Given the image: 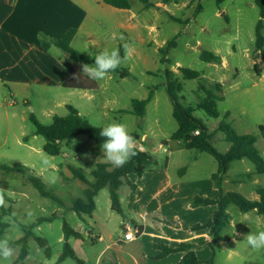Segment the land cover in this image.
<instances>
[{
    "label": "rangeland",
    "instance_id": "obj_1",
    "mask_svg": "<svg viewBox=\"0 0 264 264\" xmlns=\"http://www.w3.org/2000/svg\"><path fill=\"white\" fill-rule=\"evenodd\" d=\"M147 1L153 7H145L137 0L133 1L132 7L134 11L139 12L142 22L155 26V30L148 34L144 41L140 40L135 45L136 57H131L120 66L129 76L122 79L119 74H113L112 81H109L108 77L100 81L102 92L106 95L101 92L92 102L70 97V103H67L73 107L78 105L81 116L92 125L117 121L127 124L130 133L150 135L153 130L157 139H168L178 128L172 117V104L162 86V74L168 70L182 83L180 96L187 105L195 109V116L207 127L211 134V143L217 151L224 153L229 147L224 133L217 130L219 124L224 122L230 124L240 135H256V147L264 160V138L259 131L260 126L264 127V57L255 46V30L260 20V11L254 0H225L221 5H218L216 0H168L166 10L159 8L158 0ZM198 3L201 10L195 13ZM262 33L264 34V29ZM175 37H178L176 46L167 56L169 63L161 64L159 50ZM203 51L219 56L221 62L205 63L200 58ZM180 68L200 72L204 83L209 87L217 83L222 85L223 99L218 103L217 120L197 109V105L205 97L198 90L199 81L183 80ZM154 87V99L146 107L145 116L140 118L129 113L132 109L131 101L147 99ZM2 90L0 89L1 92ZM115 91L119 97L117 104L111 96ZM4 92L5 98L0 95V165H21L30 168L35 176L41 178L47 192L58 197L59 201L40 196L22 174L0 170V181L6 182L9 187L5 191L4 206L12 213L6 214L0 207V221L10 224L0 239L7 238L12 244L23 237L24 231L37 219L49 217V223H41L40 228L33 230L37 237L47 240L49 249L40 248L36 240L31 238L28 242L29 254L33 259L42 262L48 260V264H57L63 251L62 227L66 221L75 231L83 233L73 248L79 261L69 258L59 264H97L105 247L123 233L127 226H121L124 220L130 222L131 228L132 221L138 225L142 224L140 214L126 207L129 185L124 184L119 190V196L124 202L122 215L111 211L110 193L105 189L97 198L98 211L93 220L77 216L71 206L73 201L83 198L87 185L75 178L69 167L82 170L89 180H93L91 172L97 164L109 163L104 159V153L96 148L94 140L81 135L63 142L59 156L47 155L43 151L46 141L42 136L35 135V127L29 115H34L42 125L49 126L55 115L64 117L68 114L67 109L56 107L54 101L61 103L68 97L57 95L46 103L34 94L33 98L28 100V105H25L23 98L17 97L18 105L11 107L9 104L14 97L10 95L9 90L4 89ZM14 113L16 116H13ZM174 146L175 150L178 149ZM195 154L198 153L185 149L177 155L174 158L176 164L169 168V175L172 178L177 177L179 167L191 161ZM202 156L211 164H216L210 155L203 153ZM45 159L50 161V166L43 164ZM248 168L253 169L255 166L247 160L243 164L235 163L231 167L230 175L240 174L235 172L240 169L249 176ZM243 187L251 188L252 184L248 183ZM9 197L15 202L6 203V198ZM233 208L232 217L238 222L241 212L237 207ZM52 215L55 217L51 218ZM263 229L259 226L254 232ZM99 236L103 237V241L94 239ZM228 241L229 243L214 246V264H264V250H253L239 237H234V240L229 238ZM196 246V255L201 263L212 258L208 246ZM149 248L152 250V246L149 247L146 243L141 245L140 241H135L123 247V252L124 256L133 259L142 254L146 255ZM110 249L116 257L114 250ZM19 254L20 247H16L11 261L0 258V264L19 262ZM106 255L103 256L106 262L113 261L110 253L107 255L108 259ZM177 258L178 256H172L163 264H175Z\"/></svg>",
    "mask_w": 264,
    "mask_h": 264
},
{
    "label": "crops",
    "instance_id": "obj_2",
    "mask_svg": "<svg viewBox=\"0 0 264 264\" xmlns=\"http://www.w3.org/2000/svg\"><path fill=\"white\" fill-rule=\"evenodd\" d=\"M133 1L130 0L131 8L129 10H121L107 5L104 0H0V89H3L2 92L0 91V95L5 98L4 89L10 91V95L15 100L10 102L11 107L18 105L17 97L23 98L25 105H28V100L33 98L34 94L46 103H49L57 95L66 96L68 98L61 103L54 101L56 107L65 109L70 103V97L88 102L96 100V97L102 92L100 81L89 79L84 75L80 67L83 63L72 61L52 42L62 40L68 32L75 30L71 47L81 54L95 58V55L102 49L123 48L125 55L123 45L127 43L132 52L131 57H136L135 45L140 40L144 41L145 37L155 30V26L142 22L139 12L133 10ZM140 3L143 4L141 1ZM157 4H159V8L166 10L169 1L158 0ZM120 35L123 36V39L118 38ZM42 42L50 44L48 51L41 49ZM65 65L73 68L74 72L71 74ZM113 74L117 73H110L107 78L109 81L114 79ZM68 81L71 84L84 82L88 89L66 88L65 83ZM111 96L114 99L113 102L117 104L119 97L116 91ZM153 99L154 97L151 101ZM77 106L74 107L79 111ZM13 116H16V113ZM139 135L141 141L136 146L151 154L154 165L151 171L145 173L141 178L134 175L129 176V181L136 188L133 190L129 186L130 192L126 195V207L130 211H137L142 221V224L139 225L132 221L133 228L142 230L135 241H140L141 245L146 243L149 247L152 246V250L149 248L146 255L142 254L133 257V259L127 258L124 256L123 247L133 242H124L121 233L113 243L105 247L97 264H129L130 262L132 264H163L166 263V259H170L172 256H178L175 261V264H178L184 254L171 255L156 260L155 258L160 252L154 250V244L176 246L180 242H190L195 245H203L204 242L210 241L208 231L192 234L190 229L198 224L206 223L217 210L216 206L192 209L189 207V201L194 196L212 200L218 198L219 193L211 179L218 170L217 162L211 164L203 158V153L195 154L191 161L179 167L177 177L172 178L169 175V168L172 164H176L174 158L186 149L183 143L171 141V136L168 139H157L153 130L150 131V135L146 133ZM174 145L178 149L175 150ZM229 148L230 146L224 153ZM100 151L102 150L100 149ZM235 163L243 164L245 160L230 165L228 175L223 183L224 192L240 193L249 201L258 202V191L264 189V174H257L256 168H248L249 176L240 169L235 171L240 174L230 175L231 167ZM209 165L212 166L209 167ZM183 168L185 172L180 175L179 171ZM248 183L252 184V187L244 188L243 186ZM105 189L109 191L108 186L101 191ZM100 192L95 198V211L91 216L83 215L82 219L88 217L93 220L98 211L97 198ZM6 200V203L15 202L11 197ZM153 200H157L158 207L155 211L148 213V206ZM123 204V199L120 198L121 209ZM233 207L228 208L230 222L222 231L223 241L216 245L229 243V238L232 240L234 237L244 239L247 234L254 232L259 226L264 228L263 215H259L257 211L241 213V218L237 222L231 214ZM110 209L112 211V202ZM53 216L55 215H52L51 218ZM249 220L252 221L250 225L248 224ZM233 224H235V228ZM124 225L130 227V222L124 220L121 226ZM79 233L81 234L82 231ZM68 242L73 249L78 239L70 237ZM47 248L48 242L44 249ZM110 248L114 250L116 257L113 256ZM108 253L111 254L110 258L113 261H105L103 256ZM48 262V260L42 262L39 259H33L28 254L23 261H16L15 264H48Z\"/></svg>",
    "mask_w": 264,
    "mask_h": 264
},
{
    "label": "trees",
    "instance_id": "obj_3",
    "mask_svg": "<svg viewBox=\"0 0 264 264\" xmlns=\"http://www.w3.org/2000/svg\"><path fill=\"white\" fill-rule=\"evenodd\" d=\"M146 7H153L147 0H139ZM200 1V0H194ZM225 0H216L218 5H221ZM104 2L116 9L129 10L131 8L130 0H104ZM255 5L260 11V20L255 30V46L264 57V0H254ZM201 10L200 3H198L195 13ZM174 21H179L173 19ZM188 21H185L187 23ZM76 31L71 30L62 40H56L52 43L61 49L67 56L76 63H83L93 65L95 58L79 53L71 47V42L75 36ZM177 38L168 41L164 48L159 50L161 55V64L169 63L167 56L171 49L175 48ZM50 44L46 42L41 43V49L48 51ZM121 57L124 56L123 48H120ZM200 58L205 63L218 64L221 62V58L214 53L203 51L200 54ZM68 71L72 74L73 68L69 65H65ZM182 74L183 80H198V90L204 94V99L197 105V109L205 112L210 118L218 119L219 114L217 111L218 103L223 99L221 96L222 85L215 84L214 86H207L204 83L202 74L198 71L188 68L179 69ZM125 78L129 76V73L122 68H117L114 72ZM164 78L163 87L168 95V98L172 104V117L176 121L178 128L171 135V141L182 142L186 150L195 151L196 153H205L215 159L218 164L217 172L212 176V182L215 189L218 191L219 196L216 200L209 198H202L200 196H194L189 201V207L196 209L199 207L216 206L217 210L212 214V217L204 224H198L190 229L192 234L208 231L210 235V241L204 242L205 246H208L212 253V258L207 262L201 263L195 253L197 246L190 242H180L176 246H170L165 244H154V250L159 251V255L156 256V260L167 258L171 255L184 254L183 258L178 264H214L213 257L215 255L214 246L223 241L221 236L223 229L230 222V215L228 214V208L230 206L237 207L241 213L246 214L251 211H257L259 215L264 216V189L258 191L259 201L252 202L246 199L243 195L236 192L225 193L223 189V183L228 175L230 165L234 162L247 160L251 162L255 168L257 174H264V160L260 155L256 145L258 137L253 134L240 135L234 131L230 124L221 122L217 128L219 132L224 133L227 143L230 148L226 153H220L215 149L211 143V134L207 127L195 116V109L187 105L183 98L180 96L182 92V83L175 79L173 74L165 70L162 74ZM70 80V79H69ZM66 88L72 89H88L86 83H65ZM95 87V86H94ZM155 87L150 90L149 96L145 100L133 99L131 101L132 109L129 113L137 116L144 117L146 114V107L153 98ZM68 114L64 117L55 115L53 117L52 124L49 126L42 125L34 115H29V119L35 127V135L42 136L46 143L43 147V151L51 156L56 157L61 153V144L65 141H70L72 138L86 135L90 139L96 142V148L101 149V145L104 138L99 135L100 128L92 126V124L84 117H82L79 111L71 106H66ZM228 114L226 115V117ZM259 131L264 138V127L260 126ZM136 140V143L141 141V136L138 133H130ZM137 155L132 157L123 167H115L108 163H99L96 168L91 172L93 181L90 182L85 176L82 170H76L71 167L70 171L73 176L79 179L81 182L87 185L83 191V198L73 201L72 209L77 216L82 218L83 215L91 216L95 211V198L98 193L105 187H109L110 199L112 202V211L119 215H122V209L120 205L119 190L127 184L131 189L135 190L136 186L129 181V176L134 175L141 178L145 173L151 171L154 165L153 157L150 153L140 150L135 146ZM0 170L5 173H20L25 176L33 187L37 190L40 196L43 198L51 199L52 201H59L58 197L47 192L45 185L41 178L35 176L30 168L21 165L5 166L0 165ZM185 169H181L179 174L182 175ZM0 189L8 190V184L0 181ZM158 207L157 200H153L148 206V213L155 211ZM3 212L8 215H12L9 209L1 207ZM55 216H53L54 218ZM50 218H39L32 225L24 231L23 237L14 243L10 244L12 247H20V254L18 261H23L29 254L28 242L31 238L35 239L39 247L44 249L47 241L43 238L37 237L34 233V229L41 223L50 221ZM10 227V224L0 221V237ZM141 234L142 230L138 229ZM63 251L58 257L57 264L64 262L67 259L78 260L73 249L69 245V238L75 237L80 239L81 234L75 231L69 224L64 221L63 227ZM47 248L46 250H48Z\"/></svg>",
    "mask_w": 264,
    "mask_h": 264
},
{
    "label": "clouds",
    "instance_id": "obj_4",
    "mask_svg": "<svg viewBox=\"0 0 264 264\" xmlns=\"http://www.w3.org/2000/svg\"><path fill=\"white\" fill-rule=\"evenodd\" d=\"M119 39H123L120 35ZM125 55L121 57L120 49L113 48L108 50L102 49L95 55V63L93 65L81 64V70L89 79L95 81L105 80L111 72H114L125 61L131 58L132 52L129 44L123 45ZM100 128L99 135L104 138L101 150L104 153V159L115 167H123L132 157L137 155L135 150L136 140L130 134L128 125L122 122L112 121L104 125H92ZM45 166H50V161L43 160ZM5 190L0 189V207L5 205ZM252 223L249 220L248 224ZM236 224V223H235ZM235 224L233 227L235 228ZM247 246L253 250H264V230L250 232L244 237ZM15 254V248L12 247L7 238L0 239V258L11 261Z\"/></svg>",
    "mask_w": 264,
    "mask_h": 264
},
{
    "label": "built area",
    "instance_id": "obj_5",
    "mask_svg": "<svg viewBox=\"0 0 264 264\" xmlns=\"http://www.w3.org/2000/svg\"><path fill=\"white\" fill-rule=\"evenodd\" d=\"M139 233L138 228H131L129 226H125L123 229V241L124 242H134L137 239V234ZM95 240L103 241L101 236L95 237Z\"/></svg>",
    "mask_w": 264,
    "mask_h": 264
}]
</instances>
